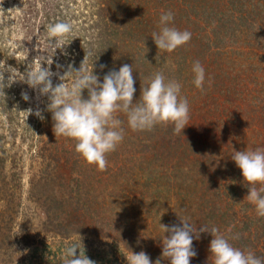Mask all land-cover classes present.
Segmentation results:
<instances>
[{
    "label": "trees",
    "instance_id": "trees-1",
    "mask_svg": "<svg viewBox=\"0 0 264 264\" xmlns=\"http://www.w3.org/2000/svg\"><path fill=\"white\" fill-rule=\"evenodd\" d=\"M167 11L174 14L170 26L192 33L188 43L172 52L158 50L151 37L159 31L160 15ZM212 20L216 27H211ZM57 21L71 23L73 32L63 51L57 49L55 54L47 46L46 26ZM255 26L261 35H252ZM210 28L217 35L204 43L201 35L208 36ZM228 39L232 44L226 45ZM220 42L226 45L221 51ZM89 50L96 56L88 57ZM40 52H47L48 63L55 54L51 67L60 75L69 64L79 69L85 58L83 66L101 81L109 70L132 65L134 102L155 73L162 72L168 79L173 73L184 75L180 95L190 97V118L183 133L175 134L171 124L133 131L126 116L118 113L125 135L107 154L104 170L77 154L71 138L65 137L63 145L69 143L66 153L75 157L66 155L65 160L57 157L56 142L63 136L53 139L54 147L45 142L37 153L49 161L46 166H85L84 171L75 170L84 174V181L70 188L72 218L47 216L46 226L35 232L32 219L18 223L16 209L3 211L0 202V264H65L64 250L70 244H78L81 254L85 252L95 264H127L125 256L131 251L146 252L154 264L162 253L160 223L178 225L180 219L197 229L215 226L242 250L256 248L260 234L264 241V217H258L255 206L245 199L248 185L231 159L234 151L264 148V0H0V69L11 65L23 72ZM195 61L204 63L203 92L193 83ZM57 64L63 67L57 69ZM101 64L107 66L102 71ZM52 79L54 86L62 82L56 76ZM64 79L71 86V77ZM22 85L15 82L0 88V111L10 119L9 128L14 118L8 111L10 103L27 102L21 89L28 86ZM83 97L87 98V90ZM47 102L42 97L41 109ZM237 103L240 106L228 113ZM43 115L41 120L30 114L25 132L31 136L45 123L49 126L51 113L45 110ZM2 139L0 135V160L5 164L8 150ZM253 221L263 228L256 225L251 230ZM65 226L77 227L69 230L72 233L84 228V238L57 230ZM212 238L210 233H200V239L193 241L197 256L191 264H213ZM254 253L264 258V245ZM161 264L170 262L161 259Z\"/></svg>",
    "mask_w": 264,
    "mask_h": 264
},
{
    "label": "clouds",
    "instance_id": "clouds-1",
    "mask_svg": "<svg viewBox=\"0 0 264 264\" xmlns=\"http://www.w3.org/2000/svg\"><path fill=\"white\" fill-rule=\"evenodd\" d=\"M174 20L171 11L159 17V31L151 37L158 50L172 52L188 43L192 33L170 26ZM73 32V25L66 21H57L46 26L47 46L56 54L57 49L63 51L65 41ZM54 54V55H55ZM53 55V56H54ZM88 57H95L94 50H89ZM52 56V57H53ZM48 63L47 52L33 58L26 69L21 72L17 67L5 65L0 69V88L11 87L17 81L26 84L37 92V100L47 97L44 109L37 107L27 112L44 120V111L51 113L55 136H64L75 141V151L88 164H95L100 170L107 166L106 156L116 150L125 135L124 121L118 113L126 116L127 126L133 131H150L159 124L173 125L175 134H182L190 118V107L187 98L181 97V83L168 79L164 73L157 72L141 88L140 97L134 102L136 92L132 65L124 64L118 70L112 69L104 74L101 81L98 74L89 72L84 66L85 58L79 69L68 65L63 74L52 70L53 59ZM97 59H95L96 61ZM94 65V64H93ZM57 69L63 65L57 64ZM107 67L101 64V71ZM193 83L203 92L206 72L199 61L191 66ZM7 73V79H5ZM71 77V86L65 83V77ZM62 81L53 85V77ZM209 85L211 81H208ZM87 90V98L83 97ZM22 99H30L27 92H22ZM236 167L241 171L244 182L248 185L245 199L255 206L258 217H264V148L234 151L231 156ZM161 258L154 264H161L166 259L170 264H191L197 256L193 241L200 239V233H210L213 237L209 245V253L213 264H264V258L251 250H242L233 246L229 239L219 233L215 227L193 226L188 220L180 219V224L164 225ZM167 233V235H165ZM79 250V255H77ZM65 264H95L85 252L81 254L78 244H70L64 250ZM127 264H153L149 255L140 251L125 256Z\"/></svg>",
    "mask_w": 264,
    "mask_h": 264
},
{
    "label": "rangeland",
    "instance_id": "rangeland-1",
    "mask_svg": "<svg viewBox=\"0 0 264 264\" xmlns=\"http://www.w3.org/2000/svg\"><path fill=\"white\" fill-rule=\"evenodd\" d=\"M211 27H216L214 20L211 21ZM257 27L258 26H255L252 30V35L254 36L258 33L260 35L262 34L260 31L256 30ZM198 31L203 32L201 29H198ZM209 32L210 34H208V36L201 35V40L204 43L210 42L209 38L211 35L214 39L217 35V30H212L210 28ZM228 43L232 44L230 39L227 40L226 45ZM226 45H223L220 42L218 45L220 51ZM215 48V56H217L218 47ZM193 51L199 50L195 48ZM208 61H210L209 56L205 58V62L208 63ZM202 66H204V63H202ZM169 79L177 80L181 85H183L185 81L184 75L179 76L174 73ZM19 84L22 85L21 82H19ZM23 86L24 85H22V87ZM189 89L190 87L186 89V92ZM22 92H27L30 99L25 104H21V101H13L10 103L8 111H11L13 114L12 117H14L13 122H11V128L8 127L10 119L5 113L0 111V135L4 136L1 144L8 150V153L5 155V164L0 160V172L2 171V168L5 169L4 173L2 175L0 174V202H3V207L1 206V210L3 211H7V208L10 209V211L16 209L15 216H17V218L19 217V219H17L18 223L26 218L32 219L34 222V231L38 232L41 228L46 226L44 223L47 221V216H51L50 218H53L54 216H59L63 219L64 217L72 218L71 215L73 214L72 210L74 206L73 201L70 199V188L74 183L76 184L77 182L84 181V174L80 175L75 172V170L78 169L84 171L85 166H46L49 161L42 160L40 158L41 155L37 152L45 142H47L49 146L54 147L52 146V143H55L53 139L62 136H55L53 131V121L50 122L49 126L45 123L37 133H34L31 136L29 133L25 132L23 125L24 123H29V120L31 119L27 110L32 108L34 112L37 107L42 108V97L37 100L38 93L30 88L21 89V93ZM186 92L182 94H185ZM185 98L188 99V102H191L190 97ZM239 106L240 103L231 105V109L228 113H232L234 108ZM16 128H18L17 131H15ZM64 138L65 137L63 136L56 142L58 143V153L60 154L57 157L62 160L67 158L66 155H71V153H66V150L70 149L68 147L69 143L64 147L63 142L67 143L63 140ZM70 157H75V155L72 153ZM60 164H62V162ZM97 170L98 168L96 171ZM17 206L19 207L17 208ZM62 208L64 209L63 211ZM78 213L80 214V212ZM255 221H253L251 230L254 228L256 229L257 226L263 228L260 223L254 224ZM17 225L18 224L14 225V228L16 229L15 231L20 232ZM242 225L243 223L241 222L238 225L239 228ZM73 228L75 229L77 227L65 226L59 227L57 230L59 229L58 231L61 233L80 234V236H83L84 238V228L79 233H72L69 230L73 231ZM261 231L262 233L264 232L263 229H261ZM28 232V235L34 236L32 232ZM260 236L261 234L259 237ZM259 237L255 238L254 247L256 248H254L252 252L259 250V248L261 249L264 245L263 236L262 238ZM248 249H250V247H248Z\"/></svg>",
    "mask_w": 264,
    "mask_h": 264
}]
</instances>
